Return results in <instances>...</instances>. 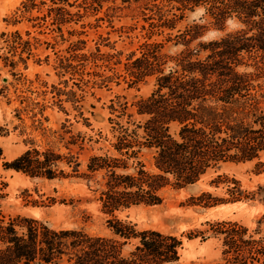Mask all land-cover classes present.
Segmentation results:
<instances>
[{
	"label": "trees",
	"instance_id": "trees-1",
	"mask_svg": "<svg viewBox=\"0 0 264 264\" xmlns=\"http://www.w3.org/2000/svg\"><path fill=\"white\" fill-rule=\"evenodd\" d=\"M50 2L44 15H50L52 24L60 29L66 22L64 5L68 1ZM146 3L157 14V25L168 29H174L184 13L198 7L206 9L216 28H222L231 17L243 27L190 48V41L206 27L193 24L174 38L167 37L185 47L169 57L160 52V43H144L141 56L132 61L129 70L135 82L155 76L152 92L135 103L136 113L145 119L127 125L111 121L113 153L91 154L83 171L79 153L85 137L79 139V134L66 140L65 155L32 147L4 161L5 169L31 178L86 180L97 194L100 210L111 216L107 227L112 236L91 235L80 228L55 229L28 216L7 221L1 217L0 264H178L180 238L155 229L137 230L114 213L137 205H158L168 186H191L226 163L252 161L264 154V0ZM22 5V15L39 6L35 0ZM169 61L172 66L165 71ZM241 66L250 70L242 71ZM101 138V133L90 135L86 143L92 147ZM143 152L150 154L149 167L141 159ZM2 153L0 147V158ZM220 182L227 184L228 198L202 192L194 204L207 207L250 200L256 194L245 193L237 180L222 174L211 180ZM1 190L0 186V198ZM262 219L264 214L258 222ZM207 224L212 235L221 239L222 264H264V239L248 233L246 226L236 221ZM130 242L131 248L125 252L124 246Z\"/></svg>",
	"mask_w": 264,
	"mask_h": 264
},
{
	"label": "rangeland",
	"instance_id": "rangeland-1",
	"mask_svg": "<svg viewBox=\"0 0 264 264\" xmlns=\"http://www.w3.org/2000/svg\"><path fill=\"white\" fill-rule=\"evenodd\" d=\"M23 1L0 0V218L28 216L55 229L80 228L91 235L112 236L107 227L111 216L100 210L97 194L86 180L31 178L5 169L3 162L32 147L65 155L66 140L79 134V139L85 137L79 153L83 171L91 154L113 153L111 121L127 125L145 119L136 113L135 103L152 92L155 76L135 82L129 70L144 43H160V52L169 57L185 47L167 37L174 38L193 24L206 27L190 41V48L233 31L226 22L216 28L208 13L191 20L197 8L184 13L174 29L160 27L146 0H67L66 22L58 29L51 16L44 15L50 0H35L39 6L22 15ZM170 66L169 61L164 70ZM97 133L102 138L90 147L86 138ZM149 158V153L141 155L148 167ZM218 174L237 180L245 193L256 192L254 198L207 207L194 204L202 192L229 197L225 182L211 183ZM263 214L264 154L252 161L226 163L194 185L168 186L158 205H137L114 213L137 230L155 229L180 238L178 264H222L224 247L207 223L236 221L255 238L264 239V219L258 222ZM130 248L131 242L124 251Z\"/></svg>",
	"mask_w": 264,
	"mask_h": 264
},
{
	"label": "clouds",
	"instance_id": "clouds-1",
	"mask_svg": "<svg viewBox=\"0 0 264 264\" xmlns=\"http://www.w3.org/2000/svg\"><path fill=\"white\" fill-rule=\"evenodd\" d=\"M206 13V9L203 7L197 8L192 14L190 19L191 20H198L200 17H202ZM226 26L229 31L239 30L243 27L242 24L238 20L235 19V17H231L227 19ZM243 71V69H242Z\"/></svg>",
	"mask_w": 264,
	"mask_h": 264
}]
</instances>
